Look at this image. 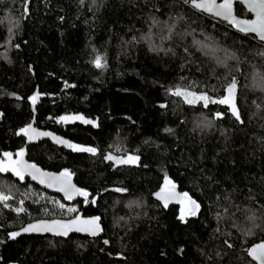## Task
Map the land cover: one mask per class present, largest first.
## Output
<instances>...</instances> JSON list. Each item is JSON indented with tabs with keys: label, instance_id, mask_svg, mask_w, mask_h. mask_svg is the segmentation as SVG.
<instances>
[{
	"label": "trees",
	"instance_id": "16d2710c",
	"mask_svg": "<svg viewBox=\"0 0 264 264\" xmlns=\"http://www.w3.org/2000/svg\"><path fill=\"white\" fill-rule=\"evenodd\" d=\"M190 4L0 0V158L23 149L16 133L32 121L36 91L38 129L96 149L27 147L29 162L67 171L88 193L73 201L0 172L10 197L0 201V264H254L247 250L264 242V44ZM235 15L250 19L240 5ZM233 78L243 123L232 101L205 106L174 94L220 100ZM69 115L95 126L60 122ZM107 153L139 159L113 169ZM169 186L200 205L195 215L182 219L178 205L151 198ZM79 212L101 219L97 238H10Z\"/></svg>",
	"mask_w": 264,
	"mask_h": 264
},
{
	"label": "water",
	"instance_id": "95a60500",
	"mask_svg": "<svg viewBox=\"0 0 264 264\" xmlns=\"http://www.w3.org/2000/svg\"><path fill=\"white\" fill-rule=\"evenodd\" d=\"M202 0H196V3H201ZM224 0H216V6H213L211 4H208L206 8H197L193 5L191 2L190 6L197 12L214 18L216 20H219L228 26L234 27L235 31L239 34L246 35V36H252L254 37L258 42L264 44V40H262L257 33H251V32H242L240 29L242 27L241 21H252L256 20L257 16L256 13L251 11L249 8V0H232V8H231V14L225 17L224 15H216L217 6L220 4H223ZM240 5L242 6L245 11L250 15V19L245 18H239L235 15V6ZM211 10H208V9ZM228 88V87H227ZM226 88V89H227ZM225 94L228 95L227 91L225 90ZM34 96H36V100L31 105V111L33 114L32 121L30 122L33 129L36 130L37 134H32L31 139H29L28 136H26V143L23 147V154L19 157L18 161L19 166L23 171V177L28 179L30 182H32L35 186L42 188L46 190L48 193L60 196L65 201H73L76 198L80 197V194H77L75 191H68V195L71 196V199L66 198L65 192L68 190L69 186H73L76 189H79L78 186L75 183V179L70 174L68 176H61V173H55V172H49L41 169L40 167L35 165L34 169H25L23 168L24 165H34L27 159V147L34 142H40V141H47L52 145L53 147H56L58 149L68 150L71 147L69 144L72 145V142L68 140L67 138L60 136L56 133H53L51 131L41 130L38 129L35 126L36 122V107L38 105V91L34 93ZM237 97V86L235 88V91L233 93V99L232 102L235 104ZM2 117V112L0 111V118ZM42 133H47L48 135H41ZM61 141H67L68 143H62ZM106 156H111L112 159H105ZM104 157L105 164H112L115 165L116 163H119L122 159V157L114 156L110 153H107ZM152 199L157 200L160 204L164 206H173V205H179L182 201L188 200V197L184 195L183 193L179 192L176 187L169 186L166 190H160L158 192H155L151 196ZM190 207L193 210V205L190 203ZM97 217V216H93ZM93 217H86L82 212L77 213L75 216L68 218V219H51V220H37L30 222L26 225H24L21 229H19L16 232H19L20 235L16 236L15 238H24V237H51V238H60V239H68L73 236H80L84 238H97L101 232H102V224L101 219L97 221V223L100 226V231L97 232L96 235L91 234V225L86 223V221H89ZM75 221V223H72ZM29 225H40L48 226L52 228V231H29L24 232L23 229L28 227ZM65 227L70 228L71 230L68 231L67 235H57L56 233L59 231H63ZM79 229V230H77ZM264 242H260L255 245L261 244ZM251 246L250 248H252ZM247 256L251 262L254 264H257V261L253 260L247 252Z\"/></svg>",
	"mask_w": 264,
	"mask_h": 264
},
{
	"label": "snow or ice",
	"instance_id": "6c2138e0",
	"mask_svg": "<svg viewBox=\"0 0 264 264\" xmlns=\"http://www.w3.org/2000/svg\"><path fill=\"white\" fill-rule=\"evenodd\" d=\"M185 2H189V0H185ZM191 2L193 3V5L197 8H206L208 4H211L213 6H216V0H202L201 3H196V0H191ZM231 8H232V0H224L223 4H220L219 6H217V11H216V15H224L225 17H227L228 15L231 14ZM249 8L251 11L256 13L257 19L256 20H252V21H241L242 27H241V31L242 32H251V33H257L259 34L260 38L262 40H264V0H249ZM208 10H211L210 8ZM26 12H27V7H26ZM187 51V50H186ZM234 58V57H233ZM95 65L96 67H102L101 62H100V58L97 57L95 60ZM236 88V80L235 78H233L232 82L230 83V85L228 86V88L226 89L228 95H225L222 99L220 100H212L211 97H209L206 93H201L200 95H196L195 93H187L185 95V99L187 101V103L189 104H193L195 103V101L197 100H202L205 103V106H207L208 103H220V104H229L230 101H232L233 99V93L235 91ZM176 95H180L181 93L179 91H177L176 93H174ZM190 97V98H189ZM36 96H33L30 98V100H32V102L34 103L36 100ZM161 107H163V105H161ZM231 110H232V114L235 116L237 121H240L241 123H243L239 112L237 111L235 104H231ZM216 117H220L222 114L221 113H216L215 114ZM61 120L66 121L67 117H61ZM73 119H81L83 120V117H73ZM85 123L87 124H92L93 126H95V121L92 120H84ZM166 131L171 132V129H166ZM30 133L32 134H37L36 130L32 128L31 124H29L28 126L21 128L16 134L17 135H25L28 136L29 139L32 138V136L30 135ZM41 135H48L47 133H42ZM62 143H68L67 141H61ZM70 147H73L74 150L77 151H87V152H91L93 154L96 153V149L95 148H79L77 146L71 145L69 144ZM23 154V149H21L20 152L16 153L17 156H22ZM3 156L8 158L9 160H11V154L10 153H3ZM105 159H112L111 156H106ZM139 157L138 156H129L127 158V160H123L120 161L121 163H129V162H135L136 160H138ZM23 168L25 169H34L35 165H24ZM9 169L7 167L4 166V162L2 160H0V172H4V171H8ZM15 175L19 176L21 179H23V171L19 166V162H14L13 167L11 169ZM61 176H68L69 173L67 171L62 172L60 174ZM166 183H170V181L166 180ZM68 191H75L77 194L80 195H84L85 197H87L88 193L86 191H83L81 189H76L73 186H69L68 190H66L65 195L66 198L71 199V196L68 195ZM116 191L118 192H122L124 191V189H116ZM187 195V194H185ZM8 199H10L9 196L4 195L3 193H0V201H7ZM96 201L93 200L92 203H95ZM191 204L193 205V210L191 211V215H195L196 211L199 209L200 205L197 204L195 201H190ZM7 206V205H5ZM61 207H63V205H61ZM16 211H23V209H16ZM70 211H75V209H70ZM99 217H93L91 218L89 221H86V223H88L89 225H91V234L92 235H96L98 231H100V226L97 223V221L99 220ZM72 223H75V221H73ZM52 231L53 229L48 227V226H43L41 227L40 225H29L28 227L24 228L23 231L24 232H29V231ZM71 230L70 228L65 227V229L63 231H59L56 234L57 235H67L68 231ZM79 230V229H77ZM10 238H15L16 236L20 235L19 232H15V233H10ZM105 244L108 243L107 240L104 241ZM225 243L227 244L228 248H232L233 245L229 244L227 241H225ZM248 255L255 261H257V264H264V243L258 244L253 246L252 248H249L247 250ZM217 255H219V253H217Z\"/></svg>",
	"mask_w": 264,
	"mask_h": 264
},
{
	"label": "rangeland",
	"instance_id": "374dc122",
	"mask_svg": "<svg viewBox=\"0 0 264 264\" xmlns=\"http://www.w3.org/2000/svg\"><path fill=\"white\" fill-rule=\"evenodd\" d=\"M177 91H179L181 94L180 95H177V96H179V97H181L185 102H187L186 101V99H185V95L187 94V93H190V92H187V91H183V90H176L175 91V93L177 92ZM176 95V94H175ZM190 98V97H189ZM204 103V101H202V100H197V101H195V103H193V104H197V103ZM73 117H82L81 115H69V116H67V118H69V119H67L66 121H63V123H69V124H72V123H82V124H85V125H87V123H85L84 122V120H86L85 118L83 119V120H81V119H73ZM92 125V124H91ZM73 149V148H72ZM74 150V149H73ZM19 157L20 156H13V155H11V160H9L8 158H6V157H4V156H2L1 158H0V160H2L3 162H4V166L5 167H7L9 170L8 171H4L3 173H5V172H10V173H12L14 176H16V177H18L17 175H15L14 174V172L11 170L12 169V167H13V164H14V162H17L18 161V159H19ZM130 163V162H129ZM128 163V164H129ZM127 205V204H126ZM69 208V207H68ZM70 208H73V207H70ZM179 208H180V218H182V219H185V218H187V217H189L191 214V210H190V206H189V202L188 201H185V202H182L180 205H179Z\"/></svg>",
	"mask_w": 264,
	"mask_h": 264
},
{
	"label": "flooded vegetation",
	"instance_id": "af4514ba",
	"mask_svg": "<svg viewBox=\"0 0 264 264\" xmlns=\"http://www.w3.org/2000/svg\"><path fill=\"white\" fill-rule=\"evenodd\" d=\"M63 122L64 120H60V122ZM64 124H66V123H64ZM71 149V148H70ZM121 158V157H120ZM122 160L121 161H123V160H127V158H121ZM126 165H128V163H121V162H119V163H116L115 165H112V164H110V166L113 168V169H117V168H119V167H122V166H126ZM185 201H187V200H184V201H182V202H185ZM181 202V203H182ZM180 203V204H181ZM179 204V205H180ZM162 205V204H161ZM178 205V206H179Z\"/></svg>",
	"mask_w": 264,
	"mask_h": 264
}]
</instances>
